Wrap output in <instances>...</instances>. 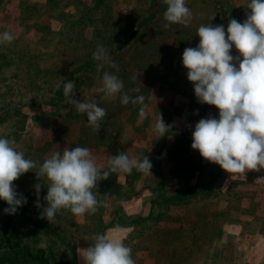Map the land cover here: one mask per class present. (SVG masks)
<instances>
[{
	"label": "rangeland",
	"instance_id": "rangeland-1",
	"mask_svg": "<svg viewBox=\"0 0 264 264\" xmlns=\"http://www.w3.org/2000/svg\"><path fill=\"white\" fill-rule=\"evenodd\" d=\"M249 2L186 0L191 23L165 27L163 0H0V33L15 37L0 43V138L37 163L14 181L27 203L7 215L0 200V264H83L77 249L116 226L128 229L110 234L131 247L135 264H264V169L229 174L192 149L196 123L218 119L219 110L198 102L182 63L201 25L227 30L230 19H246ZM101 44L108 62L98 69L93 53ZM232 55H239L234 46ZM105 71L130 97H145L144 118L139 103H121L123 93L101 98ZM68 81L78 99L106 110L98 132L67 102ZM159 114L171 126L163 137L155 131ZM65 147L90 149L110 176L93 189L94 214L61 209L49 223L41 218L49 182L35 172ZM121 152L146 156L152 175L111 172L108 156Z\"/></svg>",
	"mask_w": 264,
	"mask_h": 264
},
{
	"label": "clouds",
	"instance_id": "clouds-1",
	"mask_svg": "<svg viewBox=\"0 0 264 264\" xmlns=\"http://www.w3.org/2000/svg\"><path fill=\"white\" fill-rule=\"evenodd\" d=\"M167 5L164 19L170 24L188 26L192 21V12L186 0H163ZM246 8V19L240 22L230 19L227 26L201 25L197 30L199 44L184 50L182 63L187 69V78L194 86L195 96L201 104L215 106L219 118L200 119L192 131V149L197 150L208 162L219 165L226 173L245 174L247 171L264 169V0H250ZM14 35L5 31L0 33V43H11ZM233 46L239 55H232ZM93 59L99 61L98 69L108 62L107 50L101 44L93 53ZM112 68L118 67L110 63ZM75 81L64 84L63 95L78 113H86L90 127L97 132L106 110L96 102L81 101L74 91ZM101 97L109 100L121 93V103L127 105L139 103V116L144 118L147 112L145 97L132 98L124 91L123 81L115 74L103 72ZM139 92V88L131 89ZM198 114V113H197ZM171 129L159 114L155 131L162 137ZM110 171L131 173L138 171L151 174L153 167L144 156L142 160L130 158L125 152L108 156ZM37 163L25 158L18 151L15 141L0 138V200L7 203L5 214L14 215L27 203L19 194L14 181L21 178ZM37 179L46 178L49 182L41 218L49 223L55 220L56 213L68 209L74 216L86 213L94 214L99 202L93 189L98 182L107 180L109 172H101L90 149L75 147L63 152H55L40 165ZM43 183L35 185L37 193L36 207L41 208L39 193ZM128 229L116 226L104 234H97L94 244L77 249L83 264H135L131 247L125 245L118 236L110 233H123Z\"/></svg>",
	"mask_w": 264,
	"mask_h": 264
},
{
	"label": "trees",
	"instance_id": "trees-1",
	"mask_svg": "<svg viewBox=\"0 0 264 264\" xmlns=\"http://www.w3.org/2000/svg\"><path fill=\"white\" fill-rule=\"evenodd\" d=\"M14 248V247H13Z\"/></svg>",
	"mask_w": 264,
	"mask_h": 264
}]
</instances>
